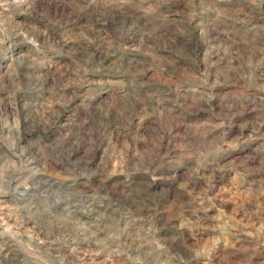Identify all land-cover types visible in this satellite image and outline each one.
<instances>
[{"label":"rangeland","instance_id":"obj_1","mask_svg":"<svg viewBox=\"0 0 264 264\" xmlns=\"http://www.w3.org/2000/svg\"><path fill=\"white\" fill-rule=\"evenodd\" d=\"M0 264H264V0H0Z\"/></svg>","mask_w":264,"mask_h":264}]
</instances>
